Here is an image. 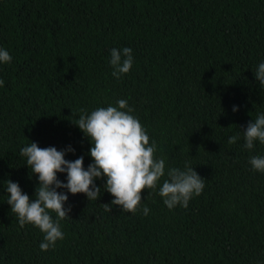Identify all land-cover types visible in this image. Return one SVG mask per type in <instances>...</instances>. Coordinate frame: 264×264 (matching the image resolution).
Masks as SVG:
<instances>
[{"label": "trees", "instance_id": "trees-1", "mask_svg": "<svg viewBox=\"0 0 264 264\" xmlns=\"http://www.w3.org/2000/svg\"><path fill=\"white\" fill-rule=\"evenodd\" d=\"M124 47L133 65L116 79L110 50ZM0 48L12 56L0 63V264H264V173L249 164L264 144L246 150L242 133L264 114L254 77L264 0H0ZM120 99L166 167L187 163L204 178L202 193L169 210L145 189V216L105 211L103 178L96 201L57 189L70 218L64 239L41 251L43 233L21 228L6 202L7 180L34 199L37 176L20 148L70 145L65 159L83 156L86 169L91 144L73 121Z\"/></svg>", "mask_w": 264, "mask_h": 264}, {"label": "clouds", "instance_id": "clouds-1", "mask_svg": "<svg viewBox=\"0 0 264 264\" xmlns=\"http://www.w3.org/2000/svg\"><path fill=\"white\" fill-rule=\"evenodd\" d=\"M132 52L130 47L110 50L113 77L120 79L131 70ZM11 61L10 53L0 48V63ZM254 77L264 87V62L259 63ZM4 83L0 79V87ZM232 110L237 111V106ZM133 111L124 99L116 101V106L97 107L90 113L79 110L78 119L72 121L91 144L88 154L92 162L86 169L83 156L72 161L65 159L66 152L75 151L70 145L57 150L54 146L41 148L31 142L20 148V155L26 158L25 165L37 176L34 199L22 191L18 182L7 180L6 202L21 228L32 224L43 233L41 251L55 248L57 241L64 239L60 221L70 218L71 208L64 206L68 195L57 189H67L73 195L84 193L87 201H96L102 188L95 181L103 178V189L113 197L110 203L104 204L105 211L111 212L113 206H119L133 214L141 211L145 216L150 212L147 206L141 207V193L145 189L159 195L169 210L177 206L187 208L189 201L202 193L204 178L193 166L185 163L183 169L166 167L165 158L155 155L157 145L154 141L149 143L150 138L138 118L131 114ZM242 133L246 150H254L257 142L264 144V114L249 121ZM240 138L238 134L229 136L228 143L235 144ZM249 164L253 170L264 173V156H251ZM57 173H66V182L58 179Z\"/></svg>", "mask_w": 264, "mask_h": 264}]
</instances>
